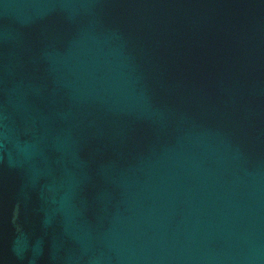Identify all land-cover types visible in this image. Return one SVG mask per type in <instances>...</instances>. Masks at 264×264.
<instances>
[{
  "label": "water",
  "instance_id": "obj_1",
  "mask_svg": "<svg viewBox=\"0 0 264 264\" xmlns=\"http://www.w3.org/2000/svg\"><path fill=\"white\" fill-rule=\"evenodd\" d=\"M0 264H264V0H0Z\"/></svg>",
  "mask_w": 264,
  "mask_h": 264
}]
</instances>
